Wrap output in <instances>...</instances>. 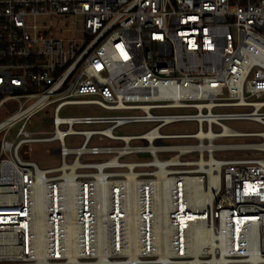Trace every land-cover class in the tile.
Wrapping results in <instances>:
<instances>
[{
  "label": "built area",
  "instance_id": "1",
  "mask_svg": "<svg viewBox=\"0 0 264 264\" xmlns=\"http://www.w3.org/2000/svg\"><path fill=\"white\" fill-rule=\"evenodd\" d=\"M0 264H264V0H0Z\"/></svg>",
  "mask_w": 264,
  "mask_h": 264
},
{
  "label": "rangeland",
  "instance_id": "2",
  "mask_svg": "<svg viewBox=\"0 0 264 264\" xmlns=\"http://www.w3.org/2000/svg\"><path fill=\"white\" fill-rule=\"evenodd\" d=\"M4 107H10V110L5 112V116H9L12 114L15 110L17 105H14L13 102H7ZM80 107H68L62 111V114L65 115H79L83 113H90V112H83L80 110ZM52 114V110L46 109L42 111L41 113L37 114L34 116L31 120V122L28 124V130H48L50 129L49 124H44L42 122V118L45 116H50ZM230 126H232L235 129L238 130H245V131H253V130H258L262 128L261 125L252 122V121H246V120H239V121H226ZM19 127V124L14 126L10 134L8 135V138H12L14 134L16 133L17 129ZM148 125L144 123H133V124H127L120 128L121 133H137L141 132L145 129H147ZM185 128L191 129L192 124L190 123H179V124H174L166 127L165 131L166 132H177V131H182ZM46 147L47 145L44 144H36L34 147V151L32 152L31 156L38 161L40 166L42 167H48V166H54L59 163V159L56 155H51L49 156L46 153Z\"/></svg>",
  "mask_w": 264,
  "mask_h": 264
},
{
  "label": "bare ground",
  "instance_id": "3",
  "mask_svg": "<svg viewBox=\"0 0 264 264\" xmlns=\"http://www.w3.org/2000/svg\"><path fill=\"white\" fill-rule=\"evenodd\" d=\"M36 211H37V218H36V223H37V228L39 229V230H41V224H42V213H43V208H42V205H37V208H36ZM180 211H183V213H184V207H182L181 209H180ZM181 221V225H183L185 222H186V216H184L183 218H182V220H180ZM68 235H69V238H71V236L73 235V231L71 230L69 233H68ZM42 241V239H40V242ZM70 241L71 242H73L72 241V239H70Z\"/></svg>",
  "mask_w": 264,
  "mask_h": 264
}]
</instances>
